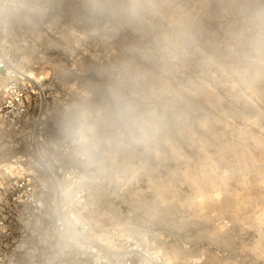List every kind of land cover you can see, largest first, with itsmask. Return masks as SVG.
I'll return each instance as SVG.
<instances>
[{
    "label": "rangeland",
    "instance_id": "374dc122",
    "mask_svg": "<svg viewBox=\"0 0 264 264\" xmlns=\"http://www.w3.org/2000/svg\"><path fill=\"white\" fill-rule=\"evenodd\" d=\"M46 5L0 18V59L40 79L51 137L88 135L96 222L200 264H264V68L250 55L264 0Z\"/></svg>",
    "mask_w": 264,
    "mask_h": 264
},
{
    "label": "built area",
    "instance_id": "2783aa9c",
    "mask_svg": "<svg viewBox=\"0 0 264 264\" xmlns=\"http://www.w3.org/2000/svg\"><path fill=\"white\" fill-rule=\"evenodd\" d=\"M0 68V128L15 143L0 156V264H12L7 253L23 257L21 264H200L174 255L149 232L97 223L101 177L82 125L51 137L42 93L6 59ZM222 225L231 223L223 218Z\"/></svg>",
    "mask_w": 264,
    "mask_h": 264
},
{
    "label": "clouds",
    "instance_id": "9594fccd",
    "mask_svg": "<svg viewBox=\"0 0 264 264\" xmlns=\"http://www.w3.org/2000/svg\"><path fill=\"white\" fill-rule=\"evenodd\" d=\"M48 11L46 0H0V18L11 23L21 15L42 16ZM251 60L258 68H264V29L257 32L251 43Z\"/></svg>",
    "mask_w": 264,
    "mask_h": 264
},
{
    "label": "bare ground",
    "instance_id": "6f19581e",
    "mask_svg": "<svg viewBox=\"0 0 264 264\" xmlns=\"http://www.w3.org/2000/svg\"><path fill=\"white\" fill-rule=\"evenodd\" d=\"M26 77L33 82V84L37 87V91L41 94V84H40V79L34 77L33 75L25 74Z\"/></svg>",
    "mask_w": 264,
    "mask_h": 264
}]
</instances>
